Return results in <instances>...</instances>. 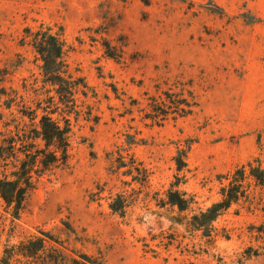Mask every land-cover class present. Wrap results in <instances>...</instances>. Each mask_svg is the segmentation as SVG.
<instances>
[{
	"label": "rangeland",
	"instance_id": "1",
	"mask_svg": "<svg viewBox=\"0 0 264 264\" xmlns=\"http://www.w3.org/2000/svg\"><path fill=\"white\" fill-rule=\"evenodd\" d=\"M41 22L62 27L65 57L90 86L86 102L97 117L68 114L67 161L41 175L17 214L0 198V255L45 230L105 264H264L262 189L217 217L209 254L199 252L205 238H191L174 221L176 208L160 203L176 175L197 209L219 197L223 174L256 157L264 166V0H0V130L13 117L28 121L22 82L41 76L21 37ZM179 72L193 79L191 112L161 123L142 117L144 91ZM12 88L22 100L7 107L2 91ZM117 151L146 168L144 182L113 165ZM116 193L127 197L124 216L108 206ZM160 231L186 236L189 251L157 247L151 235Z\"/></svg>",
	"mask_w": 264,
	"mask_h": 264
},
{
	"label": "trees",
	"instance_id": "2",
	"mask_svg": "<svg viewBox=\"0 0 264 264\" xmlns=\"http://www.w3.org/2000/svg\"><path fill=\"white\" fill-rule=\"evenodd\" d=\"M149 4L151 0H141ZM22 42L29 44L35 52V60L39 61L40 79L36 76L24 78L22 87L28 93L23 114L28 121L15 119L4 121V129L0 130V198L6 205H13L17 214L23 207L26 195L39 181L43 173L64 164L67 161L71 136V119L69 113L78 115L81 111L87 118L96 120L92 115L91 106L86 102L90 86L85 77L77 69H71L65 55V41L62 27L54 29L53 25L41 22L36 28L24 27ZM106 51L111 56L117 55V47L109 42L105 43ZM193 79H185L182 72L164 77L155 83L154 93L144 91L145 103L140 110L144 118L152 123H161L169 115L183 116L191 112L195 105V93L192 88ZM7 94L6 106L19 104L17 91H2ZM135 103L139 101L134 99ZM41 110V113H38ZM53 113L58 115L55 117ZM128 142L135 141V137L128 135ZM117 151L113 160L115 167L126 166L124 172L135 174L132 179L144 182L147 170L135 162L130 156ZM177 170L185 164V150L182 149L175 156ZM112 165V166H113ZM166 190L165 198L160 199L162 205L176 208L174 221L184 224L185 231L191 238L196 232L204 243L199 252L209 254V244L213 242L214 221L227 210L232 203L240 199H253L255 189H262L264 194V166L258 157L248 160L222 175L227 181L219 188V197L205 207L194 208V195H187L177 188L181 176L176 175ZM112 212L120 216L126 213L127 197L123 193H116L108 203ZM180 237V239H179ZM186 236L175 232L160 231L152 234L151 240H158L157 247L162 246L169 251L176 243L181 251H189L187 244L182 245ZM147 247V251L155 250ZM193 253H198L196 250ZM213 257H216L212 254ZM217 264H223L220 257H216ZM105 264L100 257L84 252L69 250L58 237L49 231L39 230L38 235H29L15 244L6 245L0 255V264Z\"/></svg>",
	"mask_w": 264,
	"mask_h": 264
}]
</instances>
